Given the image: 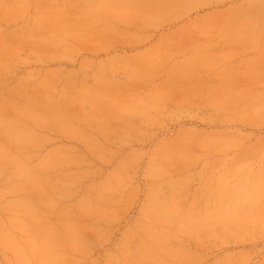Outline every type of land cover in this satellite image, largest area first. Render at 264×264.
<instances>
[{"label": "rangeland", "instance_id": "obj_1", "mask_svg": "<svg viewBox=\"0 0 264 264\" xmlns=\"http://www.w3.org/2000/svg\"><path fill=\"white\" fill-rule=\"evenodd\" d=\"M160 1L0 0V264H264V0Z\"/></svg>", "mask_w": 264, "mask_h": 264}, {"label": "bare ground", "instance_id": "obj_2", "mask_svg": "<svg viewBox=\"0 0 264 264\" xmlns=\"http://www.w3.org/2000/svg\"><path fill=\"white\" fill-rule=\"evenodd\" d=\"M188 0H161V4L163 5L162 9H171V8H176V7H180L181 9L184 8V6L186 7V5L188 4L187 2ZM11 74V73H10ZM32 78V77H31ZM30 79V77L28 78ZM20 81V80H19ZM55 92V91H54ZM53 92V93H54ZM50 97V96H49ZM15 103V102H14ZM17 105V104H16ZM11 107V106H10ZM14 109V106H13ZM15 110V109H14ZM20 112V111H19ZM68 112V111H67ZM22 113V111H21ZM53 113V112H52ZM36 115V114H35ZM37 117V116H35ZM39 118V117H38ZM12 127V125L10 126ZM10 129V128H9ZM14 130V129H13ZM11 131V130H10ZM16 133V131H15ZM13 134V133H12ZM18 135V134H17ZM16 138V137H15ZM14 141V140H13Z\"/></svg>", "mask_w": 264, "mask_h": 264}]
</instances>
